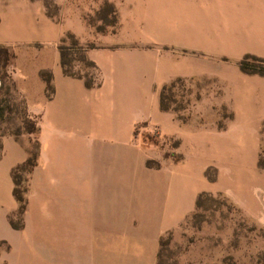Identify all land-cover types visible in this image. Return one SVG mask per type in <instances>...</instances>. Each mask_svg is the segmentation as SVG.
Wrapping results in <instances>:
<instances>
[{
    "label": "crops",
    "instance_id": "0c3cea01",
    "mask_svg": "<svg viewBox=\"0 0 264 264\" xmlns=\"http://www.w3.org/2000/svg\"><path fill=\"white\" fill-rule=\"evenodd\" d=\"M182 1L122 0L118 31L87 50L98 68L94 87L63 73L56 47L63 29L91 38L79 19L59 25L41 14L30 30L15 29L14 39L45 43L19 48L11 67L38 118L40 149L25 224L15 229L11 169L31 141L27 133L0 135V264H157L160 238L195 210L200 193L221 194L264 221V74L238 65L246 54L264 58V14L233 13L226 30L240 34L221 39L239 44L223 48L211 38L198 48ZM41 70L52 74L51 98ZM176 79L189 87L205 80V91L189 92L193 101L181 111L160 104L163 87ZM143 122L156 124L174 147L139 144L134 132Z\"/></svg>",
    "mask_w": 264,
    "mask_h": 264
},
{
    "label": "rangeland",
    "instance_id": "374dc122",
    "mask_svg": "<svg viewBox=\"0 0 264 264\" xmlns=\"http://www.w3.org/2000/svg\"><path fill=\"white\" fill-rule=\"evenodd\" d=\"M121 1L0 0V135L27 133L26 130L32 121L38 119L37 116L28 113L25 99L11 76V67L17 62L16 52L19 48L39 49L45 43L30 42L20 37L14 39L15 29L22 27L30 30V25L37 22L41 14L59 25L67 21L74 23L79 19L85 31L92 33L91 38L82 40L73 31L63 29L56 44L60 60L59 47L63 46L67 53V68L71 72L81 75L94 73L95 80L99 81L98 72L93 71L79 60V54L69 35H72L80 45L87 47V50L103 47L99 44L101 42L97 37L118 31V5ZM112 7L115 9V15ZM239 11L245 16L254 13L264 14V0L182 1L183 14L191 15L192 27H194L192 29L197 30V40L194 42L199 46L198 48L210 43L208 39L211 38L213 45L223 48L239 44L221 39L222 37L223 39L237 37L240 34L234 29L226 30L227 24L234 18L233 13ZM114 18H116V23ZM187 27L189 26L185 22L183 28ZM2 48L7 52L2 51ZM198 54L205 55L206 53L198 52ZM3 63H8V65L3 67ZM194 91H205L204 79H198L192 87L187 86L183 81L169 85L165 92L167 98L164 103L174 110L181 111L193 101L187 95ZM227 111V109L220 110L221 119L227 116ZM153 127L161 130L156 124L148 122L138 124L134 132L135 140L142 146L152 149L174 147L175 143L171 137L162 132L167 139L158 138L155 133H152ZM35 138L36 134H29L30 144H35ZM147 162H150L151 166L157 165L156 160H147ZM259 166L264 168V131L261 133ZM208 174L215 176L216 169L209 168ZM24 177L26 180L22 183V187L28 189V202L30 174L26 173ZM43 249H46L45 246ZM157 264H264V221L247 217L225 196L209 193L201 199L198 207L178 227L162 236Z\"/></svg>",
    "mask_w": 264,
    "mask_h": 264
},
{
    "label": "trees",
    "instance_id": "16d2710c",
    "mask_svg": "<svg viewBox=\"0 0 264 264\" xmlns=\"http://www.w3.org/2000/svg\"><path fill=\"white\" fill-rule=\"evenodd\" d=\"M112 11H113V14L115 15L116 12H115V9H113V7H112ZM115 19L116 18H114V22L116 23ZM115 23H112V24L115 25ZM69 36L72 38L73 45H75V48L77 49V52L79 54V60L82 61L87 67L92 68L93 71L98 72V68L95 62L87 56V47L80 45L76 40H74V37L72 35H69ZM59 49L61 52L60 63L63 69V73L65 75L83 78L85 85L87 87H94L99 84V81L95 80L94 73H86L84 75H81V74H76L74 72H71L67 68V59H66L67 53L65 52L64 47L60 46ZM2 51L7 52V50L4 48H2ZM7 65L8 63H3V67H6ZM238 65H239V68L243 72L264 74V58L262 57H259L253 54H246L239 60ZM40 76L45 82V91L47 93V97L51 98L54 92L53 85L51 82L52 74L48 70H41ZM181 81H182L181 79H176L175 81L163 87L161 91V99H160V104L162 108L164 109L169 108L164 103V100L167 98L165 97V92L167 88L169 87V85H173ZM26 131L29 134H36V138H35V144L34 145L31 144L30 148L27 151L26 159L11 169V177H12L13 184H14L13 196L18 206H17L16 211H14L13 213L9 215L8 219H9L11 226L15 229H21L24 226L23 215L27 208V193H28V189L25 187H22V183L26 180L24 175L26 173L30 174L32 172V170L37 164V158L39 155L40 143L37 137V134L39 132L38 119H35L34 121H32V123L30 124V127ZM147 165L151 166L150 162H147ZM207 176L210 179L214 178L213 175L208 174V170H207ZM208 194L209 193L199 194V196L197 197V201H196V207H198V205L200 204L201 199ZM161 239L162 237L159 240V245H160Z\"/></svg>",
    "mask_w": 264,
    "mask_h": 264
},
{
    "label": "built area",
    "instance_id": "2783aa9c",
    "mask_svg": "<svg viewBox=\"0 0 264 264\" xmlns=\"http://www.w3.org/2000/svg\"><path fill=\"white\" fill-rule=\"evenodd\" d=\"M152 133H155L157 135L158 138L164 139L166 140L167 137L163 136V133L161 130H159L157 127H153L152 128Z\"/></svg>",
    "mask_w": 264,
    "mask_h": 264
}]
</instances>
